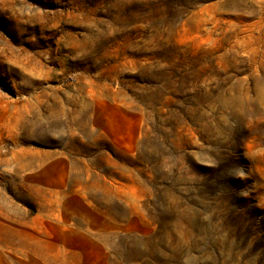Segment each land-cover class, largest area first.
<instances>
[{
	"label": "rangeland",
	"instance_id": "1",
	"mask_svg": "<svg viewBox=\"0 0 264 264\" xmlns=\"http://www.w3.org/2000/svg\"><path fill=\"white\" fill-rule=\"evenodd\" d=\"M0 264H264V0H0Z\"/></svg>",
	"mask_w": 264,
	"mask_h": 264
}]
</instances>
